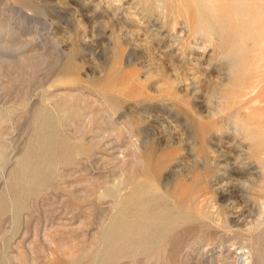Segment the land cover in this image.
<instances>
[{"label": "rangeland", "instance_id": "374dc122", "mask_svg": "<svg viewBox=\"0 0 264 264\" xmlns=\"http://www.w3.org/2000/svg\"><path fill=\"white\" fill-rule=\"evenodd\" d=\"M240 258L264 264V0H0V264Z\"/></svg>", "mask_w": 264, "mask_h": 264}, {"label": "bare ground", "instance_id": "6f19581e", "mask_svg": "<svg viewBox=\"0 0 264 264\" xmlns=\"http://www.w3.org/2000/svg\"><path fill=\"white\" fill-rule=\"evenodd\" d=\"M158 205L159 204H156L155 205L156 208H154L151 212L144 211V214L149 216L148 220L150 221V224L145 227L143 226V229L149 230L151 234L163 235L164 233L166 234L167 232H173L172 228L174 226V223L177 222V219H175L174 217H173L174 219L172 218L171 213L169 212L168 209H166L165 206L160 207ZM246 260L247 259L240 258L238 263L239 264H249Z\"/></svg>", "mask_w": 264, "mask_h": 264}]
</instances>
